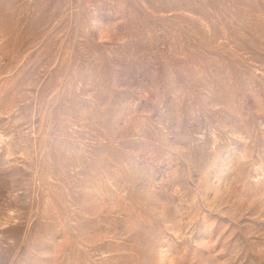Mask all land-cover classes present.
Segmentation results:
<instances>
[{
  "label": "rangeland",
  "instance_id": "1",
  "mask_svg": "<svg viewBox=\"0 0 264 264\" xmlns=\"http://www.w3.org/2000/svg\"><path fill=\"white\" fill-rule=\"evenodd\" d=\"M0 264H264V0H0Z\"/></svg>",
  "mask_w": 264,
  "mask_h": 264
}]
</instances>
